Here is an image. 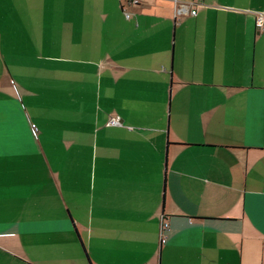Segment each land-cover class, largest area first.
Returning a JSON list of instances; mask_svg holds the SVG:
<instances>
[{
	"label": "crops",
	"instance_id": "1",
	"mask_svg": "<svg viewBox=\"0 0 264 264\" xmlns=\"http://www.w3.org/2000/svg\"><path fill=\"white\" fill-rule=\"evenodd\" d=\"M132 1L0 0V264H264V0Z\"/></svg>",
	"mask_w": 264,
	"mask_h": 264
},
{
	"label": "built area",
	"instance_id": "2",
	"mask_svg": "<svg viewBox=\"0 0 264 264\" xmlns=\"http://www.w3.org/2000/svg\"><path fill=\"white\" fill-rule=\"evenodd\" d=\"M133 3H138V0H133ZM177 5V14H181L183 12H187L188 11V7L187 5H184L183 3H176ZM191 14L195 15L196 14V10H192ZM127 16L129 17V14H127ZM255 24L256 27L258 29L259 32H264V13L263 12H258L256 14V18H255ZM109 124L111 125H121L122 121L119 117H115V118H111L109 121ZM169 227V223L165 220V218L162 219L161 222V231H162V242L165 241V237L164 236V231L167 230Z\"/></svg>",
	"mask_w": 264,
	"mask_h": 264
}]
</instances>
